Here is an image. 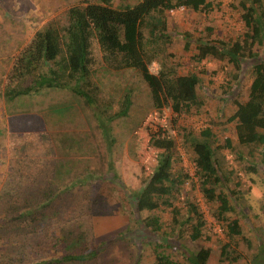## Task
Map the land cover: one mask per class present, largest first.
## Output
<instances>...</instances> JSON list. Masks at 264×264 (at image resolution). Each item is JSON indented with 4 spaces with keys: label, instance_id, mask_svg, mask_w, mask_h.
<instances>
[{
    "label": "rangeland",
    "instance_id": "obj_1",
    "mask_svg": "<svg viewBox=\"0 0 264 264\" xmlns=\"http://www.w3.org/2000/svg\"><path fill=\"white\" fill-rule=\"evenodd\" d=\"M89 1L96 3L95 0ZM143 1L114 0L113 8L123 9L128 5L136 8ZM79 2L82 0H0V92L4 76L18 50L30 40L36 30L52 19L58 18L64 23L67 9L80 4ZM211 2L210 13L180 9L171 12L168 20L171 37L168 53L174 56L171 62L180 64V73H187L191 69L205 71L202 75L205 105L199 115L176 117L166 110L159 120L142 92L143 82L133 71L117 74H104L101 71L97 74L101 101L105 104L113 102L115 105L129 87L139 90L130 117L112 124L116 144L111 155L92 112L83 110V106L77 105L68 93L54 90L49 91L50 94L21 97L13 103H17L16 108L5 106L0 97V221L6 219L9 213L20 214L23 210L37 208L52 199L57 195L58 187L74 177L77 167L73 164L78 163V159L86 161L85 166H88L89 171L97 174H108L113 164L120 179L119 184L112 181L116 187L98 180L80 187L73 194L61 196L52 207L56 208L57 205L62 212L52 222H46V225L44 221L47 219L42 220V217H38L40 221L31 218L30 222H25L28 228H22L23 221L8 224L5 228V245H0V264L1 261L3 264H8L9 261L13 264L33 262L36 258L53 254L56 250L55 238L60 236L59 228H62L61 235L66 236L68 245L63 244V253L66 246L76 252V249L87 251L105 243L98 249H102L98 257L100 264L154 262L156 239L145 238L144 232L140 234V227L136 225L129 200L132 193L140 190L156 164L155 152L148 146L149 137L158 136L164 131L175 136L177 154L181 159L176 169L182 168L192 178L195 165L190 151L182 145V127L196 133L210 126L216 127L214 131L221 145L228 138L236 139L234 125L227 123L235 111L228 98L230 92L238 86L232 66L210 60L197 63L192 60L194 45L189 51H185L188 40L193 42L202 38L228 43L245 33L239 9L231 8L232 5L237 6L238 0ZM254 52L259 60L264 61V46H256ZM251 82L249 69L240 85V101L246 98ZM29 97L32 98L28 99ZM111 111L116 109L112 108ZM70 138L82 139L85 149L80 153L75 150H61L63 147L60 142L63 139L70 142ZM138 146H141L139 151ZM87 148L93 153L88 154ZM221 156L226 159L222 168L228 181L225 187L217 190V194L226 193L225 188L228 187L244 198L242 211L246 218L242 217L243 234L252 242L253 249L246 251V244L242 240H239V244L240 250L245 251L249 257L264 242V160L260 157L255 159L258 163L255 173L248 171V165L237 159L230 149H223ZM56 168L60 175H57ZM71 169L69 177L68 171ZM82 169L79 168V171ZM97 174L96 177L99 178L100 175ZM194 180L196 181L195 178ZM60 194L61 191L57 197ZM186 201L194 202L203 213L206 220L203 240L208 238L209 241H190L188 229L191 223L186 220ZM175 210L179 212L178 217L181 219L180 239H177L178 227L173 224L172 212ZM149 216L159 217L164 224L163 232L168 235L165 237L170 242L169 249L160 251L165 256L176 260L187 250L196 252L200 247H206L212 250L210 264H221L220 250L227 243V239L223 227L211 216L210 209L197 187L185 185L173 207L143 213V218ZM40 222L43 225L39 227ZM130 231H135L133 236L121 237V234ZM48 238L52 239L51 242Z\"/></svg>",
    "mask_w": 264,
    "mask_h": 264
},
{
    "label": "trees",
    "instance_id": "obj_2",
    "mask_svg": "<svg viewBox=\"0 0 264 264\" xmlns=\"http://www.w3.org/2000/svg\"><path fill=\"white\" fill-rule=\"evenodd\" d=\"M113 1L95 0L96 3H92L82 0L80 4L67 9L64 23L55 18L36 30L12 58L0 92L1 100L8 108H16L17 103H13L21 97L50 94L49 91L54 90L68 93L77 105L83 106V110L92 112L110 155L116 144L112 124L130 117L139 90L129 87L115 105L113 102L105 104L101 101L97 74L101 71L104 74L133 71L143 82L142 92L159 120L166 110L176 117L200 114L205 105L202 94V75L205 71L191 69L187 73H180V64L171 62L174 56L168 53L171 43L168 20L171 12L180 9L194 13L212 11L211 0H144L136 8L128 5L123 9L113 8ZM238 1L237 6L232 5L231 8L239 9L245 28L243 35L228 43L198 38L193 42L188 40L185 44V51H189L192 45L195 46L192 60L197 63L210 60L232 66L238 86L237 90L230 92L228 98L235 111L227 123L234 125L236 139L228 138L221 145L214 131L216 127L210 126L198 133L188 131L186 127L181 128L180 136L184 140L182 145L190 151L195 165V181L182 168L176 169L177 163L181 161L177 154L176 137L166 131L158 136H150L148 146L155 152L156 164L146 176L140 190L129 196L132 215L136 225L140 227V234L145 233V238L156 239V256L152 264H210L212 250L206 247H200L196 252L187 250L176 260L165 256L160 251L169 249L170 242L165 237L168 235L163 232L164 224L156 216L143 218V213L173 207L177 196L187 184L199 189L211 216L223 227L227 243L221 247L220 263L264 264V242L258 245L257 252L252 256L248 257L245 251L240 250L239 240L246 244V251L253 249L252 242L243 234L242 217L246 216L242 211V195L228 187L225 188L226 193L217 194V190L225 187L228 181L222 168L226 163L224 156H221L223 149H230L237 159L248 165L247 170L251 172L256 173L258 170V163L255 161L257 157L264 160V61L259 60L254 52L256 46H264V0ZM249 63L250 66L247 65ZM249 69L252 82L246 98L240 101V85ZM112 108L116 111H111ZM216 125L215 123L214 126ZM63 140L60 142L63 147L61 150L80 153L85 149L80 138H70V142ZM140 147H137L138 151ZM86 151L88 154L93 153L90 148ZM135 153L138 155V152ZM77 161L78 163L73 164L77 167L74 177L70 175L72 169L69 170L71 180L57 189V195L60 191L62 195H55L39 207L23 210L20 214L9 213L6 219L0 221V245H5V228L8 224L23 221L22 228H28L25 222L31 218L40 221L38 217L47 219L44 225L52 222L62 212L57 205L56 208L52 207L61 196L73 194L80 187L98 180L113 187L120 183L113 164L108 174H97L89 171L88 166H85L86 161ZM79 168L83 169L79 171ZM56 172L60 175L58 168ZM96 174L100 177H96ZM121 185L123 186L122 183ZM185 206L186 220L191 223L188 229L190 241H209L208 238L203 240L206 226L203 213L194 202L186 201ZM178 214L176 210L172 212L173 224L179 231L177 239H180L181 219ZM42 225L41 222L38 223L39 227ZM59 229L60 236L55 238L56 250L53 254L22 264H100L98 257L102 249H98L105 243L95 249H76V252H72L67 247L66 236L61 235L62 228ZM134 232H125L121 237L133 236ZM51 240L48 238L49 242ZM63 244L67 245L65 253L62 252ZM8 264L13 263L9 261Z\"/></svg>",
    "mask_w": 264,
    "mask_h": 264
}]
</instances>
